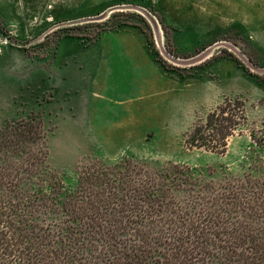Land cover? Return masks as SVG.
Masks as SVG:
<instances>
[{"label": "rangeland", "instance_id": "374dc122", "mask_svg": "<svg viewBox=\"0 0 264 264\" xmlns=\"http://www.w3.org/2000/svg\"><path fill=\"white\" fill-rule=\"evenodd\" d=\"M121 22L95 39L67 32ZM236 95L248 121L227 150L186 146L194 123ZM31 115L43 121L42 138L27 145L36 173L16 177L23 159L0 138V183H21L3 204L15 209L25 264L32 232L89 250L73 193L97 201L91 212L137 217L145 181L161 179L192 215L216 195L239 192L240 205L252 181L264 185V0H0V130Z\"/></svg>", "mask_w": 264, "mask_h": 264}, {"label": "trees", "instance_id": "16d2710c", "mask_svg": "<svg viewBox=\"0 0 264 264\" xmlns=\"http://www.w3.org/2000/svg\"><path fill=\"white\" fill-rule=\"evenodd\" d=\"M122 24L129 22L98 25V30L90 36L71 33L75 29L72 27L67 32L95 39ZM136 26L143 31L140 25ZM247 112V99L242 95L227 96L186 132V146L224 153L231 137L241 132L247 123ZM0 131L3 143L13 144L14 150L23 159L15 165V176L19 177L24 171L36 173L39 167L26 166L30 157L38 158L27 150V145L42 138V119L31 115L27 119L8 123ZM21 152L26 153V158ZM38 162L36 160L32 164ZM172 168L176 171L180 169L175 164ZM6 174L7 168L0 167V176ZM161 184V179L154 184L145 181L141 192V214L137 217L125 213L91 212L97 201L91 197L82 198L78 192L71 194L67 203L75 212V218L82 220L86 228V233L78 239H87L89 250L85 249L82 253L72 251L49 229L45 233L32 232V242L28 245L30 257L26 264H264V185L260 187L259 182L252 181L253 193L246 195L248 199L240 205L236 200L239 199V192L216 195L198 203L202 206L201 211L192 215L188 210L190 206L168 199ZM20 185V182L13 185L0 183V264H25L21 255L24 252L20 246L22 238L17 232L21 228L12 220L15 209L7 205L5 210L3 204L7 202L4 200L6 189L14 190L13 186L18 188ZM46 185L50 191L55 190L52 189L54 184ZM239 211L243 218L233 215V212ZM117 223L121 227H117ZM132 223H141V229L129 232L126 227ZM166 224L167 227L163 228ZM59 241L62 248L55 246Z\"/></svg>", "mask_w": 264, "mask_h": 264}, {"label": "crops", "instance_id": "0c3cea01", "mask_svg": "<svg viewBox=\"0 0 264 264\" xmlns=\"http://www.w3.org/2000/svg\"><path fill=\"white\" fill-rule=\"evenodd\" d=\"M112 1V0H111ZM136 74L134 75V77H130V82L132 83L133 81H137L138 79H140L141 78V73H140V71H139V69H137L136 71Z\"/></svg>", "mask_w": 264, "mask_h": 264}]
</instances>
